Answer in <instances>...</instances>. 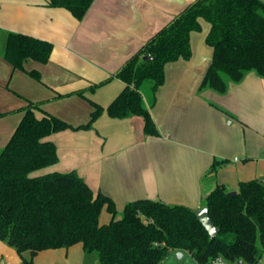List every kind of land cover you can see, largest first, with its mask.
I'll return each instance as SVG.
<instances>
[{
    "label": "crops",
    "instance_id": "crops-1",
    "mask_svg": "<svg viewBox=\"0 0 264 264\" xmlns=\"http://www.w3.org/2000/svg\"><path fill=\"white\" fill-rule=\"evenodd\" d=\"M192 1L93 0L78 19L48 0H0V150L29 103L74 126L87 122L93 102L107 106L124 87L116 76L123 64ZM200 22L201 30L190 35L191 57L166 63L165 81L154 97L151 81L142 87L160 135L145 134L142 116L114 118L104 112L91 128H67L45 137L56 143L58 161L44 172L75 169L95 191L114 200L115 214L104 205L100 223L122 215L133 199L198 209L217 182L236 190L243 180H264V77L250 70L239 81L226 79L223 93L202 86L213 47L206 42L210 24ZM10 31L51 41L49 60L28 59L24 68L15 67L2 54ZM32 69L40 79L29 73ZM36 114L42 111L36 109ZM223 159L227 161L217 170H210ZM6 244L0 240L1 264L15 258L16 264H82L85 254L81 242L40 250L34 257ZM175 250L158 264H168ZM177 251L181 257L187 252ZM186 264L198 262L190 255Z\"/></svg>",
    "mask_w": 264,
    "mask_h": 264
},
{
    "label": "trees",
    "instance_id": "trees-1",
    "mask_svg": "<svg viewBox=\"0 0 264 264\" xmlns=\"http://www.w3.org/2000/svg\"><path fill=\"white\" fill-rule=\"evenodd\" d=\"M93 0H48L65 7L81 19ZM210 24L206 42L213 58L202 81L225 92L226 79L241 80L254 70L264 77V0H194L159 29L117 71L125 85L103 106L93 102L87 122L74 126L66 120L29 103L6 145L0 150V240L19 254L69 247L81 242L86 253L95 252L100 264H158L170 250H186L198 264L217 260L260 264L264 256V180L252 178L239 183L236 193L217 182L202 197V204L218 227L209 232L194 208L161 199L128 201L119 218L100 223L104 205L116 212L114 200L95 191L77 170L30 173L58 161L57 145L46 139L64 130L88 129L104 112L110 117L142 116L144 132L160 135L142 87L151 81L153 97L165 81V65L192 55L190 35ZM53 50L49 40L23 32H8L2 54L17 68L28 59L47 62ZM147 56V57H145ZM40 79V72L29 71ZM36 109L42 115L36 114ZM216 160L211 171L226 162ZM32 261V259H31ZM30 261V262H31Z\"/></svg>",
    "mask_w": 264,
    "mask_h": 264
},
{
    "label": "rangeland",
    "instance_id": "rangeland-1",
    "mask_svg": "<svg viewBox=\"0 0 264 264\" xmlns=\"http://www.w3.org/2000/svg\"><path fill=\"white\" fill-rule=\"evenodd\" d=\"M46 168H39L37 170L32 171L30 174L31 175H39V174H43L46 173L44 172ZM121 215H117L116 217H112V218H119ZM7 247H9L10 249L12 248L11 246H9L8 244H6ZM178 251L175 250V252H171L169 255V258L166 260V263L168 264H173V263H181V264H186L187 261H189L190 259V255L188 254V252H186L184 254L183 257H178L177 256ZM5 261L7 260V257L3 258ZM17 260L19 259H14V261L12 262L11 260H7V263L5 264H16ZM11 262V263H8ZM0 264H1V259H0ZM82 264H100L98 256L95 252L93 253H86L84 254V258L82 259ZM238 264V263H235ZM244 264H247L244 262Z\"/></svg>",
    "mask_w": 264,
    "mask_h": 264
},
{
    "label": "water",
    "instance_id": "water-1",
    "mask_svg": "<svg viewBox=\"0 0 264 264\" xmlns=\"http://www.w3.org/2000/svg\"><path fill=\"white\" fill-rule=\"evenodd\" d=\"M147 57V56H145ZM236 193V190H230L228 191V195H234ZM195 214L197 216V218L201 221V223L205 226V228L207 229V231L209 232L210 237H213L214 235H216L217 231H218V227L214 224V222L212 221L209 212H208V208L207 207H201L195 210ZM178 257L182 256V251H178L177 253ZM238 263H242V260H238Z\"/></svg>",
    "mask_w": 264,
    "mask_h": 264
},
{
    "label": "built area",
    "instance_id": "built-area-1",
    "mask_svg": "<svg viewBox=\"0 0 264 264\" xmlns=\"http://www.w3.org/2000/svg\"><path fill=\"white\" fill-rule=\"evenodd\" d=\"M264 153V151H263ZM17 264H24L23 261H19ZM260 264H264V256L261 258Z\"/></svg>",
    "mask_w": 264,
    "mask_h": 264
}]
</instances>
